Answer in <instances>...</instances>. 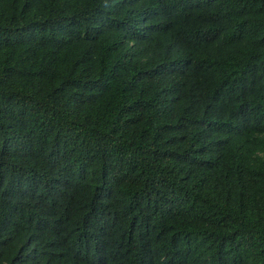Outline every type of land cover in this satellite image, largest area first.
Segmentation results:
<instances>
[{
  "label": "trees",
  "instance_id": "trees-1",
  "mask_svg": "<svg viewBox=\"0 0 264 264\" xmlns=\"http://www.w3.org/2000/svg\"><path fill=\"white\" fill-rule=\"evenodd\" d=\"M0 264H264V0H0Z\"/></svg>",
  "mask_w": 264,
  "mask_h": 264
}]
</instances>
